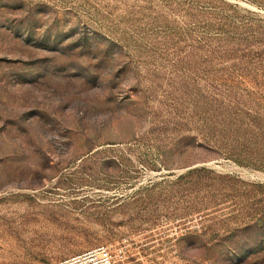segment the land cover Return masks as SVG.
Segmentation results:
<instances>
[{"label": "rangeland", "instance_id": "1", "mask_svg": "<svg viewBox=\"0 0 264 264\" xmlns=\"http://www.w3.org/2000/svg\"><path fill=\"white\" fill-rule=\"evenodd\" d=\"M264 264V0H0V264Z\"/></svg>", "mask_w": 264, "mask_h": 264}, {"label": "built area", "instance_id": "2", "mask_svg": "<svg viewBox=\"0 0 264 264\" xmlns=\"http://www.w3.org/2000/svg\"><path fill=\"white\" fill-rule=\"evenodd\" d=\"M116 258L107 247L88 250L77 256L61 260L55 264H119Z\"/></svg>", "mask_w": 264, "mask_h": 264}]
</instances>
